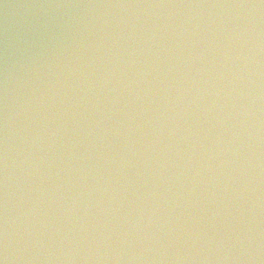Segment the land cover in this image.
I'll return each mask as SVG.
<instances>
[{
	"label": "clouds",
	"instance_id": "clouds-1",
	"mask_svg": "<svg viewBox=\"0 0 264 264\" xmlns=\"http://www.w3.org/2000/svg\"><path fill=\"white\" fill-rule=\"evenodd\" d=\"M40 7L90 11L5 41L0 264H264V0Z\"/></svg>",
	"mask_w": 264,
	"mask_h": 264
},
{
	"label": "water",
	"instance_id": "water-1",
	"mask_svg": "<svg viewBox=\"0 0 264 264\" xmlns=\"http://www.w3.org/2000/svg\"><path fill=\"white\" fill-rule=\"evenodd\" d=\"M250 2V0H0V68L3 65L6 39L15 41V59L18 67L23 64L27 44L34 39L47 24L52 32H60L66 23L80 20V14L88 9L64 7H40V5H86V4H224ZM97 12L110 11L121 13L120 9H97ZM177 12L179 18L189 12L213 13L218 9H163V10H127ZM85 19L87 17H84ZM118 18V17H117Z\"/></svg>",
	"mask_w": 264,
	"mask_h": 264
}]
</instances>
